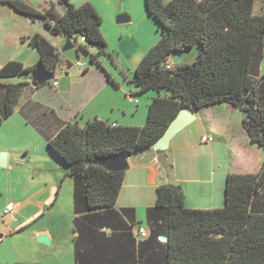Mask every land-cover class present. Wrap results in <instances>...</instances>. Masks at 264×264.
I'll return each mask as SVG.
<instances>
[{
	"label": "trees",
	"instance_id": "trees-1",
	"mask_svg": "<svg viewBox=\"0 0 264 264\" xmlns=\"http://www.w3.org/2000/svg\"><path fill=\"white\" fill-rule=\"evenodd\" d=\"M44 1L50 5L45 13L25 0H0V4L31 19H44L48 30L65 41L71 39L78 52L88 54L89 46L96 47L98 55L91 56V63H98L108 45L101 31L103 18L94 5ZM145 1L162 34L138 65L133 81L140 95L152 90L158 94L149 105L147 123L113 127L99 119L86 126L70 122L48 140L50 151L75 180L74 211L80 215L74 221L76 232L82 220L118 213L115 207L126 172L109 171L97 161L149 151L183 109L193 113L225 104L242 109L245 135L264 150V76L250 75L258 43L264 38V15L255 14L258 0ZM59 6L62 14L56 11ZM30 45L40 55L39 64L56 75L62 66L61 50L39 34L30 38ZM196 47L199 52L193 63H170L171 56ZM35 69L9 62L0 68V78L29 76L33 83ZM30 85L0 82V127L15 113L21 93ZM186 199L182 186L165 184L157 189L156 206L149 210V221L156 211L164 214L167 241L160 243L165 245L167 264H264V166L248 174H228L222 209H189ZM122 213L137 226L133 209ZM161 232L152 231L151 237L158 239ZM78 241L79 237L77 259Z\"/></svg>",
	"mask_w": 264,
	"mask_h": 264
},
{
	"label": "crops",
	"instance_id": "crops-1",
	"mask_svg": "<svg viewBox=\"0 0 264 264\" xmlns=\"http://www.w3.org/2000/svg\"><path fill=\"white\" fill-rule=\"evenodd\" d=\"M25 1L41 13L50 9V5L44 0H39L41 3L37 7L29 0ZM107 1L110 0H105V3ZM87 2L92 3L98 13L102 14L104 2L101 4V0H71L76 7ZM56 11L63 13L60 6ZM255 14L264 15L257 13V4ZM38 19L41 18L31 19L18 14L6 4H0V68L13 61L22 63L26 68L39 64L40 55L30 45V38L33 36L39 34L45 37L31 27ZM44 22L46 23L45 20ZM174 57L176 55L170 59ZM67 65L68 63L62 64L65 67ZM69 70L68 66L62 68L60 74L57 71L54 81L38 87L33 85L29 76L0 78L3 84L31 83L21 93L15 113L4 121L0 130L15 127L20 133L36 138L44 144L43 147L46 142L45 156L60 167L63 163L48 148V140L55 137L66 123L78 122L81 126H86L89 121L99 119L122 127L145 125L143 116L138 118L139 104L135 111L129 105V100L133 98L112 76L109 79L107 74L106 77L103 75L105 72L102 69H97L98 80L91 81V76H94L91 74L94 73L88 71L74 74ZM263 76L264 70L261 68L260 78ZM149 105L147 104L148 109ZM225 106H228L229 115L238 110L225 104L195 111L193 114L196 125L184 129L176 136L167 151H147L128 158L129 168L125 171V181L115 207L118 213H107L102 217H93L90 221L82 220L79 232L75 231L74 222L76 217H80L74 211L75 180L66 169V177L71 178L73 190L72 236L68 225L62 229L57 221L54 222L61 187L58 188L54 179L42 180L38 174L19 171L20 176L16 180L18 192L12 198L15 201L0 207V234L18 236L19 243L14 247H19V251L14 252L11 246L7 248L8 251H4L3 244H0V264H167L166 248L160 243L166 239L164 214L156 211L149 221V210L156 206L157 189L165 184L183 187L189 209L215 210L225 206V171L229 172L228 164L225 165V140L222 137L225 131ZM239 111L244 115L242 109ZM243 120L244 116L242 126ZM204 137H212L214 141L204 143ZM235 147L241 158L244 159V155L249 158L251 170L256 166L260 170L264 166V157L256 149L261 147L252 143L245 133L243 138L236 140ZM21 153L24 154V159L17 162L21 164L19 168L28 166L27 160L37 164L38 158L29 148ZM257 158L261 161H256ZM40 170L47 171L42 168ZM67 178L64 179L66 183ZM10 204H14V210L5 214ZM46 205L50 207H45ZM123 209L135 211L137 226H133L130 218L122 215ZM50 216H53V220L49 219ZM157 220L162 225L161 229L157 226ZM140 229H145L146 237L140 234ZM159 230L162 232L158 233V239L151 237L152 231ZM41 236H47L50 245L38 242L37 239ZM77 237L80 252L78 259Z\"/></svg>",
	"mask_w": 264,
	"mask_h": 264
},
{
	"label": "rangeland",
	"instance_id": "rangeland-1",
	"mask_svg": "<svg viewBox=\"0 0 264 264\" xmlns=\"http://www.w3.org/2000/svg\"><path fill=\"white\" fill-rule=\"evenodd\" d=\"M29 2L36 7L41 3L39 0H29ZM101 4L104 6L101 14V17L103 18L101 31L108 45L107 53L98 56V63L92 64L91 56L98 55V49L96 47L89 46L88 54L78 52L77 49H74L67 53H63L62 64H72V68H70L69 71L74 74L84 73L85 71H82L77 65L78 63L84 64L87 71L94 73L91 74L95 76H91V81L98 80L99 72H97V69L103 68L105 70V73H103L105 77V74H109L110 78L112 76L117 83L125 87L128 95L133 98L129 100V105H132L135 111H137V104H139L140 112L138 118L142 115L146 124L149 112L147 104H150L154 96H157L158 94L156 91L152 90L140 95L139 90L136 88L133 81L135 79L136 69L144 56L152 47L160 42L162 38L160 27L149 15L145 0H110L106 3L105 0H101ZM257 13L264 14V0H258ZM121 14L128 15L131 17L132 21L119 25L117 23V17ZM31 27L43 34L49 42L56 45L62 52L65 45L64 37L53 34L48 30L45 26L44 20H36L35 24H31ZM198 52L199 48L196 47L190 51L182 53L181 56H179L181 62L186 64L193 63L198 56ZM170 63L173 64V58L170 59ZM62 68L64 69L66 67L60 66L59 69L61 70ZM261 68L264 70V58ZM59 69L58 74L61 73ZM130 91L132 92L130 93ZM224 109L225 131L223 132L222 137H224L225 140V165L228 164L227 167L229 169L228 173L225 171L226 190L227 176L229 173H252V166L248 163L249 158H247V156L245 157V155L244 159L241 158L240 153L235 147L236 140L238 141L243 138L244 129L242 126V118L244 115L239 109L235 110L230 115L227 112L228 106H225ZM193 125L196 124L193 122L187 128L193 127ZM43 145L44 144L38 142L33 136L20 133L15 127H4L0 130V149L2 150L0 152L7 154L9 163L7 168H0V207L8 202L15 201L12 200V198H15V195H17L16 192H18V188H16V180L20 176L19 171H23L24 173L29 172L31 175L38 174L42 180L54 179L56 184H58V188L61 187L59 189V200L56 204L57 217H55L54 222L57 221L62 229L67 228L66 226L68 225L70 236H72V221L74 216L72 181L70 177H66L65 166L60 162L57 163H60L61 167L57 166L54 162L47 159L45 156L46 142L44 146L45 148ZM26 148L33 151L38 160L37 164L27 160V165L32 167L22 166L23 170H21L22 167L19 168L21 164L17 162L24 159V154L21 152ZM256 149L259 150L260 155L264 157V150L262 148L259 149L258 147ZM16 152H20V154L18 155ZM34 158L32 157V159ZM256 161L261 160L257 158ZM40 168L47 171H41ZM65 178L68 179L67 183L64 180ZM11 189H13V191ZM45 207H50V205H46ZM49 219L53 220V216H50ZM1 235L3 236V239L0 240V244H3L4 251H8L7 248L9 246L14 249V252L19 251V247H16L19 243L18 236L10 235L8 233H2L0 236ZM14 245L16 246L14 247Z\"/></svg>",
	"mask_w": 264,
	"mask_h": 264
},
{
	"label": "water",
	"instance_id": "water-1",
	"mask_svg": "<svg viewBox=\"0 0 264 264\" xmlns=\"http://www.w3.org/2000/svg\"><path fill=\"white\" fill-rule=\"evenodd\" d=\"M131 22V17L128 15L121 14L117 17V23L119 25L124 23ZM76 49L75 44L72 42L71 39H67L65 45L62 49V53H67L71 50ZM263 52H264V38H261L256 53L254 55L253 61L250 67V75L253 78H260L261 77V65L263 61ZM173 63L175 65L181 63V58L176 56L173 58ZM33 78V85L34 86H44L48 83H51L55 79V75L48 71L43 65L38 64L36 69L32 75ZM196 117L192 112H189L185 109L181 110L179 115L171 122L169 127L167 128L166 132L149 147V151L155 152H165L169 149V146L172 140L178 136L184 129H186L189 125L195 122ZM97 164L105 167L109 171L113 172H125L128 168V157L125 154H117L111 157H106L99 159ZM9 166L8 163V156L6 153H0V168H7ZM164 242L167 239H163ZM38 242L50 245V240L47 236H41L37 239Z\"/></svg>",
	"mask_w": 264,
	"mask_h": 264
},
{
	"label": "built area",
	"instance_id": "built-area-1",
	"mask_svg": "<svg viewBox=\"0 0 264 264\" xmlns=\"http://www.w3.org/2000/svg\"><path fill=\"white\" fill-rule=\"evenodd\" d=\"M81 42H85V39L82 38ZM77 65H78L83 71H86V70H87V68H86V66H85L84 64L78 63ZM67 66H68V65H67ZM67 66H66V67H67ZM55 86H57V84H55ZM112 126H113V127H116L115 124H113ZM202 141H203L204 143H212V142L214 141V139H213L212 137H204V138H202ZM13 210H14V204H10V205L7 207L6 211H5V214H9V213H11ZM139 232H140V234H141L143 237H146L147 232L145 231V229H140Z\"/></svg>",
	"mask_w": 264,
	"mask_h": 264
}]
</instances>
